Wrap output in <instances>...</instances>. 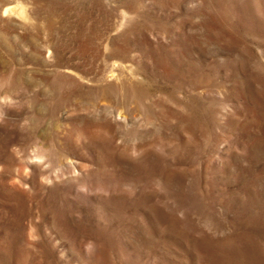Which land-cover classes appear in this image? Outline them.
I'll return each instance as SVG.
<instances>
[{"label": "rangeland", "instance_id": "rangeland-1", "mask_svg": "<svg viewBox=\"0 0 264 264\" xmlns=\"http://www.w3.org/2000/svg\"><path fill=\"white\" fill-rule=\"evenodd\" d=\"M0 264H264V0H0Z\"/></svg>", "mask_w": 264, "mask_h": 264}, {"label": "bare ground", "instance_id": "bare-ground-1", "mask_svg": "<svg viewBox=\"0 0 264 264\" xmlns=\"http://www.w3.org/2000/svg\"><path fill=\"white\" fill-rule=\"evenodd\" d=\"M21 12H23V10H21Z\"/></svg>", "mask_w": 264, "mask_h": 264}]
</instances>
